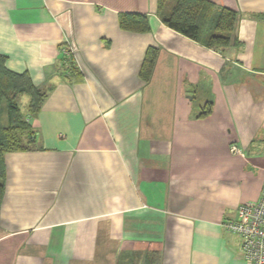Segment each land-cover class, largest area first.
Masks as SVG:
<instances>
[{
    "label": "crops",
    "instance_id": "1",
    "mask_svg": "<svg viewBox=\"0 0 264 264\" xmlns=\"http://www.w3.org/2000/svg\"><path fill=\"white\" fill-rule=\"evenodd\" d=\"M211 1L238 13L224 50L165 26L158 0H0L6 67L48 93L36 145L5 156L0 264H249L224 223L264 188V0Z\"/></svg>",
    "mask_w": 264,
    "mask_h": 264
},
{
    "label": "trees",
    "instance_id": "2",
    "mask_svg": "<svg viewBox=\"0 0 264 264\" xmlns=\"http://www.w3.org/2000/svg\"><path fill=\"white\" fill-rule=\"evenodd\" d=\"M157 17L173 31L203 46L224 50L233 45L238 13L217 5L211 0H158ZM120 25L127 31L145 33L151 30L150 18L145 14H122ZM158 56L155 47L147 51L141 77L148 83ZM0 55V209L6 186L7 167L5 156L11 152L25 151L36 145L37 133L29 119L36 117L48 97L47 91L34 85L28 73H15ZM72 57H63L62 69L69 78H82L81 70ZM22 97H26L22 112ZM210 108L202 116L208 115ZM4 114L6 122L2 123Z\"/></svg>",
    "mask_w": 264,
    "mask_h": 264
},
{
    "label": "built area",
    "instance_id": "3",
    "mask_svg": "<svg viewBox=\"0 0 264 264\" xmlns=\"http://www.w3.org/2000/svg\"><path fill=\"white\" fill-rule=\"evenodd\" d=\"M64 55L77 62L71 43L64 45ZM225 229L241 239V250L249 264H264V188L257 201L238 206L237 218L224 223Z\"/></svg>",
    "mask_w": 264,
    "mask_h": 264
},
{
    "label": "rangeland",
    "instance_id": "4",
    "mask_svg": "<svg viewBox=\"0 0 264 264\" xmlns=\"http://www.w3.org/2000/svg\"><path fill=\"white\" fill-rule=\"evenodd\" d=\"M26 97H22L21 98V101H22V103H23V106L21 105V108H22V112H25L26 110L24 109V106H25V104H26ZM26 113V112H25ZM1 121H2V123H4V122H6V117H5V115L4 114H2L1 115Z\"/></svg>",
    "mask_w": 264,
    "mask_h": 264
}]
</instances>
